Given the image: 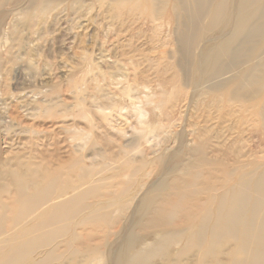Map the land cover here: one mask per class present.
Returning <instances> with one entry per match:
<instances>
[{
	"label": "bare ground",
	"instance_id": "obj_1",
	"mask_svg": "<svg viewBox=\"0 0 264 264\" xmlns=\"http://www.w3.org/2000/svg\"><path fill=\"white\" fill-rule=\"evenodd\" d=\"M233 6V0H0V12L5 8L7 14L0 21V61L9 56L8 42L17 31L28 42L39 41L44 36L43 25L60 22L61 26L64 17H70L77 24L74 30L81 31L93 7L104 12L95 13L104 27L98 42H112L108 31L115 32L125 21L153 30L160 23L174 21L175 13L178 27L185 29L179 43L187 58L192 51L185 36L187 31H197L195 17L199 14L210 16L211 28L218 23L234 24L220 52L204 48L200 56L206 65L208 80L203 83L208 91L200 87L196 92L202 97L200 106L216 112L204 117L205 123L214 120V125L197 127L198 144L190 140L186 148L189 159L159 199L144 205L145 226H140L156 229L159 241L148 252H137L135 242L129 244L117 256V263L122 259L125 264H146L161 254L165 244L184 240L203 259H214L212 264H264V150L242 140L246 130L240 128L246 124L259 132V145L264 144V70H259L264 64V0H236L235 14ZM191 8H195L194 16ZM256 16L260 23L253 25ZM72 30L70 25L72 39L85 41ZM101 50L99 60L113 66L115 78L135 77L134 57L116 60ZM225 71L233 73L223 76ZM27 111L14 108L8 119L20 120ZM31 140L4 142L2 154L8 157L0 160V264H51L59 258L60 248L98 250L105 239L98 240L96 235L107 238L112 224L109 209L131 195L130 187L121 183L119 192L111 184L101 188L104 180L96 176L107 166L97 170L81 166L77 159L62 160L51 154V149L60 150L53 139ZM62 150L67 152L65 147ZM68 168L82 174L72 178L63 171ZM123 169L128 175L136 170L128 163Z\"/></svg>",
	"mask_w": 264,
	"mask_h": 264
},
{
	"label": "rangeland",
	"instance_id": "obj_2",
	"mask_svg": "<svg viewBox=\"0 0 264 264\" xmlns=\"http://www.w3.org/2000/svg\"><path fill=\"white\" fill-rule=\"evenodd\" d=\"M233 2L235 14L236 0ZM97 10L104 14L102 9L93 7L89 23L81 31L74 30L77 24L70 17H64L61 26L60 22L43 25L44 36L39 41L28 42V37L17 31L12 42H8L9 56L0 61V160L8 157L2 154L4 142L49 138L60 148L51 149L53 156L77 159L81 166L97 170L107 166L96 176L104 180L99 187L111 184L117 186L116 192L121 183L130 187L131 195L109 209L112 224L107 228V238L101 233L96 235L98 240L105 239L98 250L60 248L59 258L51 264H125L122 259L117 263V256L129 244L135 242L137 252H148L159 241L156 229L140 226H145V207L159 199L161 191L189 159L186 148L190 140L196 143L197 127L214 125V120L205 123L204 117L216 112L200 106L202 97L196 92L200 87L208 91V85L203 83L208 80L206 65L200 56L204 48L220 52L221 42L234 29L232 22L211 28L210 16L199 14L195 17L197 31H187L185 36L192 51L187 58L179 43L185 29L178 27L175 13L174 21L160 23L153 30L143 23L125 21L115 32L108 31L112 42H98L103 38L104 27L102 19L95 16ZM4 11L0 12L2 23L7 15ZM194 14L195 8H191V16ZM259 18L252 19L253 25L260 23ZM70 25L84 42L71 38ZM101 47L116 60L134 57L135 77L115 78L113 66L99 60ZM259 70H264V64ZM211 71L216 72V68ZM231 73L225 71L223 76ZM104 75L108 78H102ZM14 108L20 113L26 109L28 114L10 121L8 114ZM247 127L240 126L246 130L242 140L264 150V144L259 145V132ZM126 163L136 169L129 175L123 169ZM63 171L72 178L82 174L77 168ZM161 251L146 264H212L214 260L203 259L188 249L184 240L169 242Z\"/></svg>",
	"mask_w": 264,
	"mask_h": 264
}]
</instances>
